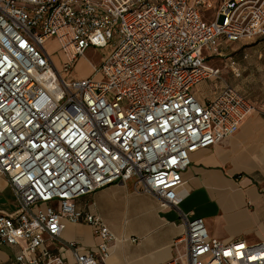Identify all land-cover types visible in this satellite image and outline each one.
<instances>
[{"label":"built area","instance_id":"2783aa9c","mask_svg":"<svg viewBox=\"0 0 264 264\" xmlns=\"http://www.w3.org/2000/svg\"><path fill=\"white\" fill-rule=\"evenodd\" d=\"M261 38L264 0H0V174L19 203L15 217L0 214V245L24 243L17 264H103L114 236L75 199L117 182L179 210L191 154L264 115L209 61ZM89 47L102 61L77 77ZM206 79L222 84L201 103L192 89ZM181 216L182 249L160 264H264V241L223 242ZM80 220L94 251L61 238Z\"/></svg>","mask_w":264,"mask_h":264},{"label":"crops","instance_id":"0c3cea01","mask_svg":"<svg viewBox=\"0 0 264 264\" xmlns=\"http://www.w3.org/2000/svg\"><path fill=\"white\" fill-rule=\"evenodd\" d=\"M90 73L91 69L77 77ZM214 80L206 79L193 87L201 103L219 93L221 85L205 93V86ZM250 115L230 137L191 154L190 165L182 174L186 195L179 210L161 206L159 196L143 191L133 180L112 183L75 199L78 210L98 216L114 236L103 264L170 260L182 249V244L174 246L186 229L181 213L188 220L201 218L209 236L223 242L264 241V121ZM18 213L17 197L0 174V214L15 217ZM61 238L78 242L83 251H94L99 242L84 220L65 221ZM23 245H0V264H17L15 257Z\"/></svg>","mask_w":264,"mask_h":264},{"label":"rangeland","instance_id":"374dc122","mask_svg":"<svg viewBox=\"0 0 264 264\" xmlns=\"http://www.w3.org/2000/svg\"><path fill=\"white\" fill-rule=\"evenodd\" d=\"M46 46L51 53L56 54L55 58L60 57L57 46L53 41L48 42ZM101 55L102 50L89 47L84 53L85 59L82 58L76 62L74 69L76 76H82L84 73L89 72L92 64L98 66L102 61ZM229 55L233 56L238 64L239 76H235L227 66ZM209 64L217 66L223 79L244 93L256 106L264 102V38L256 39L250 43L238 42L231 44L223 50L222 57L211 59ZM210 84L205 86V93L207 94L210 87L212 93L216 87H220L222 82L217 79L211 81ZM254 115L264 121V115L257 111Z\"/></svg>","mask_w":264,"mask_h":264},{"label":"bare ground","instance_id":"6f19581e","mask_svg":"<svg viewBox=\"0 0 264 264\" xmlns=\"http://www.w3.org/2000/svg\"><path fill=\"white\" fill-rule=\"evenodd\" d=\"M251 113H255V111H252Z\"/></svg>","mask_w":264,"mask_h":264}]
</instances>
